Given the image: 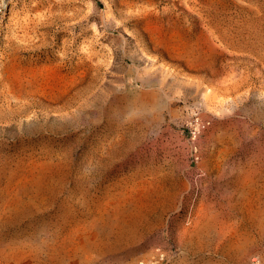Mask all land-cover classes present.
Segmentation results:
<instances>
[{
	"label": "rangeland",
	"instance_id": "obj_1",
	"mask_svg": "<svg viewBox=\"0 0 264 264\" xmlns=\"http://www.w3.org/2000/svg\"><path fill=\"white\" fill-rule=\"evenodd\" d=\"M66 1L0 0V264H264V0Z\"/></svg>",
	"mask_w": 264,
	"mask_h": 264
},
{
	"label": "built area",
	"instance_id": "obj_2",
	"mask_svg": "<svg viewBox=\"0 0 264 264\" xmlns=\"http://www.w3.org/2000/svg\"><path fill=\"white\" fill-rule=\"evenodd\" d=\"M211 120L202 117L199 113L193 114L186 123V130L189 140L194 144L202 135V133L210 127ZM193 155L195 160H198V147L195 144L193 146ZM170 256L163 247H156L151 255L148 257L140 258L136 264H169Z\"/></svg>",
	"mask_w": 264,
	"mask_h": 264
},
{
	"label": "bare ground",
	"instance_id": "obj_3",
	"mask_svg": "<svg viewBox=\"0 0 264 264\" xmlns=\"http://www.w3.org/2000/svg\"><path fill=\"white\" fill-rule=\"evenodd\" d=\"M3 1H4V0H3ZM61 1H62V0H61ZM67 1H68V0H67ZM67 1H66V2H67ZM69 1H70V0H69ZM153 1H154V0H153ZM23 2H24V1H23ZM30 2H31V1H30ZM109 2H110V1H109ZM148 2H149V1H148ZM150 2H151V1H150ZM24 3H25V2H24ZM31 3H32V2H31ZM31 3H30V4H31ZM33 3H34V2H33ZM64 3H65V2H64ZM154 3H155V2H154ZM3 4H4V3H3ZM20 4H21V3H20ZM20 4H19V5H20ZM105 4H106V3H105ZM0 5H1V4H0ZM33 5H34V4H33ZM37 5H38V4H37ZM52 5H53V4H52ZM64 5H65V4H64ZM107 5H108V4H107ZM107 5H106V6H107ZM60 6H61V4H60ZM58 7H59V6H58ZM65 7H66V6H65ZM2 8H3V7H2ZM45 8H46V7H45ZM61 8H62V7H61ZM25 9H26V8H25ZM42 9H43V8H42ZM3 10H4V9H3ZM30 10H31V9H30ZM33 10H34V9H33ZM47 10H48V9H47ZM53 10H54V9H53ZM68 10H69V9H68ZM94 10H95V9H94ZM63 11H64V10H63ZM63 11H61V12H63ZM76 11H77V10H76ZM30 12H32V11H30ZM36 12H38V11H36ZM39 12H40V11H39ZM39 12H38V13H39ZM68 12H69V11H68ZM93 12H94V11H93ZM3 13H4V12H3ZM12 13H13V12H12ZM36 14H37V13H36ZM40 14H41V13H40ZM63 14L65 15V11L63 12ZM15 15H16V14H15ZM24 15H25V14H24ZM56 15H57V13H56ZM59 15H60V13H59ZM193 15H194V14H193ZM25 16H26V15H25ZM69 16H70V15H69ZM71 16H72V15H71ZM11 17H12V16H11ZM23 17H24V16H23ZM35 17H36V16H35ZM38 17H41V16L38 15ZM55 17H56V16H55ZM13 19H14V18H13ZM23 19H24V18H23ZM35 19H36V18H35ZM49 19H50V18H49ZM55 19H56V18H55ZM64 19H65V18H64ZM74 19H75V18H74ZM9 20H10V19H9ZM17 20H18V19H17ZM25 20H26V19H25ZM30 20H31V19H30ZM40 20H41V19L39 18L38 23L40 22ZM59 20H61V18H60ZM66 20H67V19H66ZM54 21H55V20H54ZM18 22H19V21H18ZM26 22H27V21H26ZM34 23H35V22H34ZM26 24H27V23H26ZM30 24H31V22H30ZM39 24H40V23H39ZM71 24H73V22H71ZM35 25H36V24H35ZM68 25H69V23H68ZM74 25H75V24H74ZM21 26H22V25H21ZM25 26H27V25H25ZM41 26H42V25H41ZM43 26H44V23H43ZM28 27L30 28V26H28ZM28 27H26V28H28ZM32 27H33V26H32ZM38 27H39V26H38ZM14 30H15V29H14ZM18 31H19V30H18ZM25 31H26V30H25ZM33 33H34V32H33ZM18 34H19V33H18ZM28 35H29V34H28ZM38 35H40V34H38ZM6 36H7V35H6ZM22 36H23V35H22ZM24 36H26V35H24ZM36 36H37V35H36ZM46 36H47V35H46ZM48 36H49V35H48ZM74 36H75V35H74ZM14 37H15V36H14ZM19 37H20V36H19ZM29 37H30V36H29ZM29 37H28V38H29ZM32 37H33V36H32ZM26 38H27V37H26ZM33 38H34V37H33ZM37 38H38V37H37ZM44 38H45V37H44ZM1 39H2V38H1ZM9 39H10V38H9ZM12 39H13V38H12ZM70 39H71V38H70ZM22 40H24V39H22ZM63 40H64V39H63ZM63 40H62V41H63ZM74 40H75V39H74ZM0 41H1V40H0ZM15 41H16V40H15ZM45 41H46V40H45ZM17 42H18V41H17ZM19 42H20V41H19ZM50 42H51V41H50ZM35 43H36V42H35ZM35 43H34V41H33V43H30V42H29V43H26L24 46H25L26 50L28 49V50H30V51H34V50H37V49L41 46V45H37V44H35ZM12 44H13V43H12ZM21 44H22V43H21ZM45 44H46V43H45ZM48 44H49V43H48ZM63 44H64V48L66 47V48H65V56H66L65 59H66V58H69V56H70V53H71V52H69V50H71V51L73 50V45H72L73 43L70 44V43H69V40H64V41H63ZM18 45H19V43H18ZM20 46H21V45H20ZM44 46H45V45H44ZM1 47H2V46H1ZM4 47H6V45H5ZM60 47H61V46H60ZM22 48H23V47H22ZM13 50H14V49H13ZM15 50H16V49H15ZM17 50H18V49H17ZM17 50H16V51H17ZM21 50H22V49H21ZM21 50H20V51H21ZM39 50H41V49H39ZM6 51H7V50H6ZM18 51H19V50H18ZM37 51H38V50H37ZM10 52H11V51H10ZM77 52H78V51H77ZM11 56H12V55H11ZM16 57H17V56H16ZM69 60L73 63V61H72L73 59H71V57H70ZM93 60H94L93 57H91V58H90V63H91L90 65H94V63H92V62H95V61H93ZM84 63H85V61L80 60V59L78 58L77 61H76V64H75V65L77 66L76 69H80L81 66L84 65ZM2 64H3V63H2ZM75 78H76V80H79V81H80V80L83 78V77L81 76V72H77L76 75H75ZM0 90H1L0 93H2V94H7L6 91H5L4 89H0ZM1 96H2V95H1ZM201 207H202V206H201ZM202 208H203V207H202ZM198 209H199V208H198ZM198 209H197V210H198ZM205 209H206V208H205ZM208 210H209V209H208ZM208 210H207V211H208ZM198 211H199V210H198ZM200 211H201V209H200ZM203 211H205V210H203ZM203 211H202V212H203ZM202 212H200V213H202ZM200 213H198V214L196 213L197 216H198V215L200 216ZM202 214H203V213H202ZM206 214H207V213H206ZM199 219H200V218H199ZM211 220H212V219H211ZM204 221H205V220H204ZM213 221H214V220H213ZM216 221H217V220H216ZM216 221H215L214 223H216ZM198 222H200V221H198ZM202 222H203V221H202ZM216 225H217V224H216ZM224 225H225V223H224ZM219 227H220V226H219ZM223 227H224V226H223ZM220 228H222V227H220ZM227 229H228V228H227ZM219 230H220V229H219ZM228 230H229V229H228ZM225 231H226V230H225ZM220 232H221V231H220ZM222 233H224V230H223ZM241 240H243V239H241ZM245 241H246V240H245ZM250 241H251V240H250ZM246 242H248V241H246ZM249 243H250V242H249ZM252 243H253V242H252ZM241 244H242V243H241ZM246 244H247V243H246ZM246 244H245V245H246ZM245 245H244V246H245ZM249 245H250V244H249ZM249 245H248V246H249ZM238 248H239V247H238ZM244 248H245V247H244ZM251 249H252V248H251ZM251 249L249 248V250H251ZM244 250H245V249H244ZM245 253H246V250H245ZM248 253H249V252H248ZM250 253H251V252H250ZM251 254H253V253H251ZM250 256H251V255H250ZM254 256H255V255H254ZM252 257H253V256H252ZM253 259H255V258H253ZM251 263H252V261H251ZM261 263H262V262H261ZM259 264H260V263H259Z\"/></svg>",
	"mask_w": 264,
	"mask_h": 264
}]
</instances>
